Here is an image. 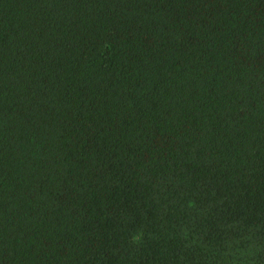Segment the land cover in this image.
I'll return each instance as SVG.
<instances>
[{
	"label": "trees",
	"instance_id": "trees-1",
	"mask_svg": "<svg viewBox=\"0 0 264 264\" xmlns=\"http://www.w3.org/2000/svg\"><path fill=\"white\" fill-rule=\"evenodd\" d=\"M0 264H264V0H0Z\"/></svg>",
	"mask_w": 264,
	"mask_h": 264
}]
</instances>
